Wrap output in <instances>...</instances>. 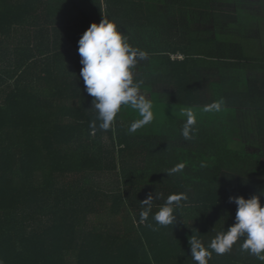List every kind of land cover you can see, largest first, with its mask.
Here are the masks:
<instances>
[{
	"label": "trees",
	"instance_id": "trees-1",
	"mask_svg": "<svg viewBox=\"0 0 264 264\" xmlns=\"http://www.w3.org/2000/svg\"><path fill=\"white\" fill-rule=\"evenodd\" d=\"M103 17L147 53L133 72L155 118L134 133L126 106L100 129L80 76L78 40ZM179 192L173 227L141 221L149 193L155 213ZM254 194L264 204V0H0L3 264H196L189 237L207 246L234 223L229 196ZM241 243L208 264H264Z\"/></svg>",
	"mask_w": 264,
	"mask_h": 264
},
{
	"label": "clouds",
	"instance_id": "clouds-1",
	"mask_svg": "<svg viewBox=\"0 0 264 264\" xmlns=\"http://www.w3.org/2000/svg\"><path fill=\"white\" fill-rule=\"evenodd\" d=\"M128 39L114 21L103 17L98 24L91 23L78 40L77 51L82 65L80 76L85 92L93 98L91 108L95 110L96 120L102 130L112 127L121 108L125 106L133 109L139 116L138 120L130 124L129 131L132 133L150 124L155 118L151 100L140 91L143 80L136 79L133 72L139 61L148 58L147 53L132 47ZM223 105L224 101L220 99L205 106L203 111L219 112ZM179 112L184 118L180 135L185 141L192 140L196 132V111L189 106L179 109ZM185 166L184 162H178L166 174L173 176L182 173ZM160 198L162 194L154 196L149 193L140 202V219L142 222L147 221L151 215L155 225L149 223L148 227L153 231L158 230L157 226L173 227L179 219L177 209L183 206L182 202L188 201L189 196L187 192L169 194L153 213V201ZM228 199L236 205L234 223L227 230L217 232L207 246L198 235H191L188 243L192 259L196 264H208L212 252L223 255L242 240L241 251L264 262V204L261 203L260 196L254 194L247 199L229 196ZM0 264L3 262L0 261Z\"/></svg>",
	"mask_w": 264,
	"mask_h": 264
},
{
	"label": "rangeland",
	"instance_id": "rangeland-1",
	"mask_svg": "<svg viewBox=\"0 0 264 264\" xmlns=\"http://www.w3.org/2000/svg\"><path fill=\"white\" fill-rule=\"evenodd\" d=\"M141 93H142L143 95H145L146 98H149V97H150V94L147 93V92L141 91Z\"/></svg>",
	"mask_w": 264,
	"mask_h": 264
}]
</instances>
